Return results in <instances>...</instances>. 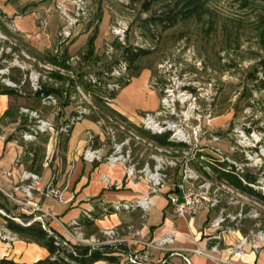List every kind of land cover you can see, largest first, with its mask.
<instances>
[{
    "label": "rangeland",
    "instance_id": "1",
    "mask_svg": "<svg viewBox=\"0 0 264 264\" xmlns=\"http://www.w3.org/2000/svg\"><path fill=\"white\" fill-rule=\"evenodd\" d=\"M19 1L20 0H15V3H18ZM74 1L75 0H56V5L54 6L53 11L55 12L56 10L55 13L57 15H62L58 10V5L65 4L73 13L75 9L70 3ZM83 1L85 2L84 7L87 15L84 19L82 18L81 22L75 27L72 39L65 45H61L62 43L59 44L58 49L56 47L44 50L36 49L31 46L26 41V38H24L13 26L7 25V27L4 25V22L1 21L0 83H2L3 80L9 79L22 91L21 97L24 98V109L21 112L22 115L19 116L15 122L13 120L5 122V124H2V128H0V134L4 139L17 142L18 144H26L29 147H33V144H36L35 148H37V150L42 149L47 153L52 143L54 146L55 144L63 146L66 136L70 135L71 132L69 131V133L65 134L61 132V129L70 126L73 128L75 125L73 124V121L78 117L77 108L78 105H80V99L83 98L80 92L81 90L90 92L93 101L99 106L98 113L89 115L85 117V119L96 122L105 137V141L98 144L97 135L93 131H86L85 134L88 140V147L86 150L90 147L100 148L104 146L103 155L107 158L113 151L114 141L111 135L108 134V127L112 126V124L106 117L117 114L110 113L105 108L107 106L115 110L112 107L114 100L111 105L103 106L96 102L94 92H96L97 95L101 94L103 100L105 98H110L108 93L112 91H110L107 85L114 84L115 82L119 83L121 81V79L117 80L120 78L119 76L116 75L111 77L109 74L121 59L123 43L135 46L144 45L152 51L151 55L141 61L143 67L151 69L152 77L150 78L149 86L155 91V94L146 92V94L144 93L142 96V101L147 103V106L154 104L157 100L156 95L159 91L153 86V81L156 78L162 77L159 72V65H172L180 71L181 74H186L187 80L199 85V87L212 94V104L210 106L204 104L205 99H202L205 111H211L212 116L215 118L213 126H207L206 131L216 133L220 135L222 139L218 143L204 142L209 143L212 147L221 149L225 155L234 157L230 151V148L235 143V137L231 136V131L236 127L244 126L246 129H255L260 131L264 138V90L260 91L257 89L255 87L256 83L251 80L260 60L264 58V0H212L209 4L208 16L204 20L179 24L167 31L153 29V32L151 33L144 24V21L151 15V12H144L142 8V4L146 0ZM40 2L43 1L41 0ZM32 4L33 3H31V5ZM31 5L28 3L25 8H19V12L22 14L24 10ZM51 13L52 12L46 11L44 18L40 21V29L38 30L43 35L49 34V27H53V24L49 27L48 25L46 27L41 26L45 20L49 22L48 15ZM65 22L66 20L63 17L60 32ZM5 23H7L6 20ZM122 27L127 28L123 39H121V36L119 35L116 36L114 32L115 29H120ZM155 34L159 37V41H155V38L153 37ZM81 36L83 38L70 52L64 50L65 46H73ZM93 37H96V40L98 39V41L96 43L95 40L93 46H91V40ZM60 39L61 37H59V41ZM50 55H59L66 61V63L70 61L71 58L74 60L71 61L72 64H67V69L64 68L66 72L61 73L53 67L56 65L48 62ZM45 66L52 70H49ZM7 69H9V73L6 72ZM89 76L97 77L101 80H99L102 83V86H99L101 89L97 88L94 91L93 89L86 87L85 83L89 82L87 80V77ZM146 78H148V74L145 72L141 79L145 82ZM36 79H38L37 84L41 89L42 85L54 89H61V95L52 94L57 100V104H44L42 100L45 96L41 98L34 97V93L38 92L34 90ZM78 87L80 89H78ZM119 92L117 93V96ZM82 105L84 106V104ZM138 105H140L139 102ZM65 108H68V112ZM143 113L139 115L140 118ZM94 118L96 119L94 120ZM42 122L50 124V126H47L43 131L40 130ZM99 122L102 123L99 124ZM225 124L230 125V130H225L223 128V125ZM25 125L29 126L25 127ZM30 128L37 130V137L31 142H24L22 134L25 131H30ZM87 132H91L96 137L95 144L90 143ZM147 136L150 137L149 134H147ZM117 138H119L118 142L123 140L122 136H118ZM132 143L134 146L135 142ZM133 151V161L140 162L138 166L139 168H141V166L147 161L151 164L155 163L150 158L155 151H152L150 148L147 149L146 147L138 146L134 147ZM84 153L82 156L83 160ZM141 154H143L142 157ZM96 164L108 165L105 160L102 163H94V165ZM124 166L127 168L126 165ZM167 173L169 179L172 178V181L177 180L176 175H173V172L167 171ZM5 174L9 177L12 176L11 172H6ZM22 176L23 173L21 175V180ZM130 180L137 179L135 177ZM20 181L15 187L20 186ZM32 182L33 181H27L26 183ZM15 187L12 191H5L6 193L13 195L14 199L0 191V196L6 199L5 207L12 211H16L17 208L26 206L17 202V200H24L26 197L23 192L15 191ZM49 187L51 186L48 185L44 187L43 190L47 191ZM18 193H22L23 196L19 197L17 195ZM33 194L36 196L39 193L35 190L33 191ZM155 196L153 195L152 199ZM152 199L151 207L153 205ZM30 202H33V199ZM119 202L107 203L102 205L99 209L104 210L105 207H111ZM5 207L0 203V210H3L5 213H0L1 241L6 243L8 247H11L17 239L20 238L26 243L39 246L36 243L29 242L27 239L22 238L12 231L11 232L15 234V240L11 241L4 239V236L8 237V234L5 233V230L8 229L5 217L12 218L23 225H30L35 222L41 223L38 218L42 216L43 211H39L35 208L32 212L28 211V214L16 215L9 214L11 212L8 213L7 208ZM98 207V205H91V208L86 210L91 212L93 217L92 220L85 217V211L82 213V218L76 219L80 222V229L77 232L81 233V235L75 234V228L69 225L75 219L67 224L61 223L67 229L64 230L61 226V232H58L50 226L52 220L50 215L44 218V220L47 227L53 230L55 233L54 235H56L55 231L60 233L59 236L57 235L60 244L66 242L68 245L81 244L93 247V244H85L82 241L94 238L98 243L97 245H94L97 247L93 248L111 247L115 250L116 256L124 259V264H126L127 260L124 256L126 254L125 252L131 250V244L135 246L139 245V243L135 241L140 239L135 238V233L127 229L129 225H132L130 223H127L122 227L120 237L116 235L113 239L106 236L104 231L116 229L117 227L102 230L101 233L97 232L95 235H91L92 233L87 232L85 229L86 226L81 222V219L84 218L90 221H95L96 218L94 215L98 211ZM151 212L153 217L154 215L158 216L160 214V212L154 208ZM122 213L126 212H114L113 214ZM260 213L258 219L247 218L242 222L240 227L244 225L246 221H249L246 228L254 230V232L257 231V233L259 231H264V209H262ZM102 215L107 216L111 214L104 212ZM206 216L207 211L183 219L188 220V223L191 224L196 221L195 228L196 230H199L200 224L204 221ZM17 219L20 221H17ZM186 227L188 228L187 225ZM127 233L133 235L132 240L127 241L122 239L123 235ZM126 244L127 246H125ZM154 246H156V244ZM157 250L161 249L157 248ZM169 250L174 249L170 248ZM43 251L44 249L42 247L35 248L34 255L32 256L28 254L24 259L28 261L29 259L34 260V258H39ZM133 251L146 252L145 248L143 250L135 249ZM175 251L176 253H181L180 251ZM151 258L154 260L152 255ZM182 261L180 264H185V260ZM174 262H179V260Z\"/></svg>",
    "mask_w": 264,
    "mask_h": 264
},
{
    "label": "built area",
    "instance_id": "2",
    "mask_svg": "<svg viewBox=\"0 0 264 264\" xmlns=\"http://www.w3.org/2000/svg\"><path fill=\"white\" fill-rule=\"evenodd\" d=\"M70 4L75 9L73 13L65 4L58 5V10L66 20L60 32L61 45L67 44L72 39L75 27L87 15L83 0H75ZM47 25V20L41 24L42 27H46ZM126 29V27H122L115 29L114 32L116 36L119 35L123 39ZM126 45V43H123L122 49ZM72 60L74 59L71 58L67 64H72ZM53 67L61 73L66 72L62 67ZM46 68L52 70L49 67ZM159 69L162 77L156 78L153 81V86L160 92L159 108L155 111L143 113L139 123L123 119L119 115L107 116L106 118L112 124V126L108 127V134L111 135L114 141L112 153L105 158L103 155L104 146L100 148L90 147L84 153V160L87 163H102L105 160L110 166L116 164L126 165L127 178L133 179L136 177L137 180H144L146 183L147 190L141 199L135 203L130 201L119 202L112 205L111 209L116 213L140 210L143 218L146 219L150 213L152 196L165 192L169 204L174 207L175 213L181 218L194 216L204 211H219L210 226L214 231L236 229L247 218L258 219L261 214L260 211L264 209V203L258 197L240 190L225 179L219 178L213 167L219 163L229 162L235 165L240 172L253 174L257 180L253 187L264 195V138L262 133L252 128V130L246 129L244 126H238L233 129L231 136L235 137V143L230 148V151L234 157L227 156L221 149L212 147L204 141L218 143L222 139L220 135L206 131L207 126H213L215 118L212 116L211 111H205L202 103L205 102L204 104L210 106L212 104V94L199 87V85L187 80L186 74H181L172 65L167 66L162 64L159 65ZM6 72L9 73V69ZM109 75L111 77L119 76L120 78L117 80L124 79L127 77V67L123 63H118ZM87 80L93 82L95 85L102 86L101 80L97 77L89 76ZM37 82L38 79H36L34 84L35 91L41 89ZM2 84L13 88L18 87L9 79L3 80ZM120 85V82H115L114 84L107 85V87L110 91H114ZM78 89L80 88L78 87ZM80 92L83 98L79 101L80 105L77 108L78 117L75 118L73 124L99 111V106L93 101L90 92L81 90ZM203 98L205 99L204 102ZM42 101L44 104H57V100L53 95L45 96ZM104 102L106 105H111L113 100L105 98ZM101 123L99 122V124ZM47 126H50V124L42 122L40 130H45ZM71 127L62 128L61 132L67 134ZM223 128L225 130L229 129L230 125L225 124ZM37 134V130L30 128V131H25L22 134V138L24 142H31L36 139ZM147 134L166 137L169 143L163 145L157 140L148 137ZM87 135L90 143L95 144L96 137L91 132H87ZM118 136H122L123 140L118 142ZM132 142H135L134 146ZM138 146L155 151L150 157L155 162L154 164L147 161L141 168L138 167L140 162H134L132 155L134 152L133 148ZM142 156L143 154H141ZM167 171L173 172L177 180L173 179L174 181H172V178L169 179ZM103 180L108 189L123 186L122 181L114 183L107 176ZM27 181L33 182L26 183ZM131 182L136 183L135 181ZM50 186L47 191H44L38 175L24 172L20 186L15 187L14 190L23 192L26 198L24 200H17V202L22 205H28L32 199L34 200L33 191L36 190L42 197L55 199L60 203H64L60 190L55 188L53 184ZM0 191L14 199L13 195L6 193L1 187ZM36 209L43 211L42 216L38 218L43 228L49 234L54 235L55 233L51 228L47 227L44 220V218L48 217L49 213L40 207H36ZM104 210L107 212L108 207H105ZM89 212L85 211L84 215L92 220V214ZM0 213L5 214L3 210H0ZM17 221L20 220L17 219ZM69 225L75 228V234L81 235V233L77 232L80 229L79 220L75 219ZM61 226L64 230H67L63 225ZM127 229L135 233V238L140 239L135 242L144 247L146 252L133 250L125 252L126 264L166 263L164 260L154 261L148 249L169 250L175 243L173 235H167L155 242L146 243L141 240V232L133 225H129ZM5 233L8 234V237L4 236V239L15 240V234L10 230L6 229ZM104 233L113 239L116 235L120 237L121 229H111L104 231ZM217 238L221 239L220 237ZM82 242L89 245L93 244V247H97L94 245L98 243L94 238L83 240ZM250 242L253 248L258 250L260 243L264 244V231H259L252 239L244 238L238 244L237 250L241 251L243 246ZM56 244L59 246L60 242L58 241ZM63 244L69 246L66 242ZM155 244L156 246H154ZM218 250L219 246L213 248L214 252ZM194 252L199 255L204 254L200 249H196ZM176 254L179 255V253ZM184 260L187 264H192L189 258L184 257Z\"/></svg>",
    "mask_w": 264,
    "mask_h": 264
},
{
    "label": "crops",
    "instance_id": "3",
    "mask_svg": "<svg viewBox=\"0 0 264 264\" xmlns=\"http://www.w3.org/2000/svg\"><path fill=\"white\" fill-rule=\"evenodd\" d=\"M40 1L20 0L15 3V0H0V13L3 14L4 20L7 22L5 25L13 26L26 38V41L31 46L40 50L53 49L54 47L58 49L63 17L61 14L57 15L55 13L56 10L55 12L53 11L56 0ZM28 3L30 5L31 3L33 4L21 14L19 8H25ZM46 11L52 12L48 15V27L51 24H53V27H49V34L43 35L38 29H40V21L44 18ZM82 38L81 36L73 46H65L64 50L70 52ZM97 41L98 39L96 43ZM145 72L148 74V78L143 82L141 77ZM151 77V69L145 68L139 77L134 78L128 86L119 92L112 107L127 119L136 123L140 122L141 118L139 115L141 113L158 109L160 105L159 92L156 91L157 100L154 104L147 106L148 104L142 101L144 93L155 94V91L149 86ZM23 101L24 98L21 96L0 95V128L5 122L11 120L15 122L22 115L21 112L24 109ZM138 102L140 105H138ZM65 110L67 111L68 108H65ZM28 126L25 125V127ZM88 130L93 131L97 135L98 144L105 141L104 134L97 123L85 119L73 126L65 145L55 144L54 146L52 143L48 153L42 149L37 150L35 148L36 144H33V147H29L26 144L7 141L0 134V187L4 191H12L21 180L22 173L28 171L39 176L43 187L53 183L54 187L60 190L64 201V203H60L55 199H46L37 194L33 202L17 208L16 211H12L5 207L6 199L0 196V203L7 208L8 213L11 212L9 214H28V211L32 212L36 206H40L52 218L50 226L61 232L62 224H67L73 219L82 218V213L89 210L91 205H98V211L94 215L96 218L94 224L85 228L87 232L92 233L91 235H95L97 232L101 233L102 230L110 228L117 227L122 229L127 223L132 224L141 232V240L146 243L155 242L166 235H173L175 237V243L172 246L174 250L148 249L156 262L164 260L168 264H180L182 260L184 261V257H187L192 264H264L263 243L260 244L258 250L253 248L251 242L244 245L241 251L237 250L238 244L244 238L252 239L257 233V231L254 232V230L246 228L249 221H246L244 225L236 229L214 231L210 226L217 217L218 212L207 211V216L200 224V229L196 230V221L191 224L188 223V220L180 218L169 204L165 192L154 195L155 197L152 199L154 207L152 205L147 219L143 218L140 210L107 216L98 214L101 210L99 208L107 203L119 201L135 203L147 189L143 180H130L127 178L126 168L123 164L110 166L85 162L82 156L88 147V140L85 134ZM6 172H11L12 176H7ZM105 176L114 183L123 181L124 184L120 188L108 189L103 182V177ZM131 181L141 182L133 183ZM17 195L19 197L23 196L22 193ZM153 208L160 212L158 216H152L151 210ZM122 239L132 240L133 235L124 234ZM215 246H219L217 252L213 251ZM38 247L40 246L26 243L20 238L11 247H8L0 239V259L6 257L17 262L32 264L50 256L49 252L43 248L44 251L39 258L29 259L28 261L24 259L28 254L33 256L35 248ZM130 248L131 250L144 249L140 245L135 246L133 244L130 245ZM196 249L202 250L204 254H196L194 252ZM175 250L181 253L178 255ZM176 260H179V262L175 263L174 261ZM184 262L187 264L186 261ZM98 264L112 263L101 261ZM114 264H124V259L118 257V261Z\"/></svg>",
    "mask_w": 264,
    "mask_h": 264
},
{
    "label": "trees",
    "instance_id": "4",
    "mask_svg": "<svg viewBox=\"0 0 264 264\" xmlns=\"http://www.w3.org/2000/svg\"><path fill=\"white\" fill-rule=\"evenodd\" d=\"M211 2L212 0H146L143 2L142 8L144 12H151V15L144 21V24L151 33L153 32V29L167 31L179 24H187L190 21H202L208 16L209 4ZM1 21L4 22V25L6 24L2 13H0V23ZM6 31L9 32L8 30ZM153 37L155 38V41H159V37L156 34L153 35ZM95 40L96 37H93L91 40V46H93ZM151 54L152 51L144 45H126L123 47L122 56L118 63H123L127 67V77L121 79V85L118 89L108 93L110 99L115 100L117 93L120 90L128 86L134 78L141 75L142 71L146 68L141 65V61ZM48 62L65 69L68 68L66 61L59 55H50ZM251 80L256 83L255 87L257 89L260 91L264 90V58L260 60ZM85 85L87 88L89 87L94 91L95 89L100 88L97 84L95 85L91 82H86ZM52 94L61 95V89H54L52 87L42 85V89L34 93V97L41 98ZM0 95L22 96V91L18 87H8L0 83ZM94 95L98 104L106 106L101 94L97 95L96 92H94ZM105 108L108 112L117 114L123 119H126L116 110L107 106ZM95 119L96 118H94V120ZM71 131L72 128L70 129V132ZM150 137L163 145H167L169 143L166 137L153 135H150ZM68 139L69 135L66 136L63 143L64 145ZM213 170L218 174L219 178L225 179L231 185L239 188L240 190L258 197L264 203V195L253 187L257 181L253 174L240 172L235 165L230 164L229 162L219 163L217 166L213 167ZM107 207L108 214H113L115 212L111 209V207ZM99 212L100 213L98 214H103L106 211L101 209ZM5 220L6 226L10 231L27 239L31 243L38 244L40 247L45 248L49 252V257L40 259L32 264H98L101 261L109 263H116L118 261V257L115 255V250L111 247L106 246L93 248L81 244H73L69 246L60 244L58 246L56 244L58 242L57 235L59 236L60 233L55 231L56 235L49 234V232L43 228L41 223L35 222L30 225H23L9 217H5ZM81 222L86 227H91L94 224V221L84 218L81 219ZM0 264L28 263L17 262L14 259L5 257L0 259ZM165 264L168 263L166 262Z\"/></svg>",
    "mask_w": 264,
    "mask_h": 264
}]
</instances>
